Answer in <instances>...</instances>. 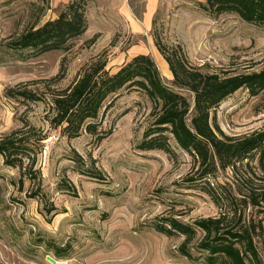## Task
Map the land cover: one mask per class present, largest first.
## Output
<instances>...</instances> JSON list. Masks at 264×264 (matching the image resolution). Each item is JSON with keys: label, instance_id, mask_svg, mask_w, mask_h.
<instances>
[{"label": "rangeland", "instance_id": "obj_1", "mask_svg": "<svg viewBox=\"0 0 264 264\" xmlns=\"http://www.w3.org/2000/svg\"><path fill=\"white\" fill-rule=\"evenodd\" d=\"M69 1L0 0V139L16 133L36 152L34 165L26 159L22 169L6 166L0 156V264H51L47 258L55 264H207L198 223L221 212L227 223L239 215L242 222L250 217L257 222L262 207L241 205L234 216L225 200L224 205L219 199V208L203 191L189 188L185 179L196 168L171 137L174 157L138 150L152 121L151 104L141 91L118 93L102 118L101 128L111 133L101 142L84 132L63 137L53 128L52 100L94 62L112 73L129 57L146 54L157 66V57L163 58L154 35L170 50L179 46L188 65L203 73L259 72L264 28L233 14L209 15L199 5L204 0H85L88 28L68 50L33 56L9 48L57 18ZM152 1L150 24H142ZM131 18L141 23L130 25ZM162 78L177 91L170 72ZM178 93L193 105L191 94ZM213 113L225 136L264 132V91L252 97L240 89ZM77 157L81 162L73 160ZM251 165L256 167V160ZM252 181L256 190L264 188V180ZM210 182L243 198L246 185L230 170ZM253 246L264 264L257 239ZM217 264L228 262L218 258Z\"/></svg>", "mask_w": 264, "mask_h": 264}, {"label": "trees", "instance_id": "obj_2", "mask_svg": "<svg viewBox=\"0 0 264 264\" xmlns=\"http://www.w3.org/2000/svg\"><path fill=\"white\" fill-rule=\"evenodd\" d=\"M199 5L209 15L233 14L247 24L264 28V0H204ZM85 6V0L69 1L57 18L19 36L9 43V48L15 52L25 50L33 56L68 50L70 42L88 28ZM154 45L168 65L172 86L177 91L167 85L148 55H136L114 73L106 70L105 63L94 62L73 85L52 100L56 113L53 128H60L61 135L67 139L78 138L84 132L94 141L101 142L111 133L101 128L102 118L118 93L141 91L151 104L152 121L142 135L138 150H157L174 157L176 154L169 143L171 137L177 147L190 156L192 166L196 168L194 176L185 179L189 188L200 189L219 208L220 200L224 205L226 202L234 216L241 205L263 209L259 210L263 217L257 222L252 217L242 222L239 215L237 220L227 223L225 212L215 220L200 221L198 226L204 233L200 249L208 255L207 264H217L218 258L228 264H260L253 242L257 239L264 253V188L256 190L252 177L264 180V132L242 139L225 136L213 111L240 89H245L252 97L264 91V70L235 76L206 74L188 65L179 46L170 50L156 35ZM181 91L193 96L192 106L183 94L178 93ZM7 95L27 97L23 92L7 91ZM16 136L12 133L0 139V156L4 164L22 169L28 159L32 167L35 150L27 140ZM77 158L73 160L81 162ZM253 160H256V167L251 165ZM228 170L238 184L246 185L241 192L243 198L237 199L230 193L226 195L218 184L215 187L210 182L216 179L218 172ZM255 170L260 176L256 177Z\"/></svg>", "mask_w": 264, "mask_h": 264}, {"label": "crops", "instance_id": "obj_3", "mask_svg": "<svg viewBox=\"0 0 264 264\" xmlns=\"http://www.w3.org/2000/svg\"><path fill=\"white\" fill-rule=\"evenodd\" d=\"M152 6H153V1L151 3H149V5H148L147 11L145 13L146 14V17L144 15L143 21L145 20L146 23H144L143 21H141L142 24H150V18H151V15H152V11L154 10V8H152ZM149 11H150V14H149ZM129 22H130V25H135V24H140L141 23L137 19L133 20L132 18L130 19ZM144 55H146V54H144ZM129 58L131 59V58H133V56L132 57H129ZM130 59H128L127 61H129ZM127 61H125V62H127ZM118 69L119 68H116L115 70L112 71V73L116 72Z\"/></svg>", "mask_w": 264, "mask_h": 264}, {"label": "bare ground", "instance_id": "obj_4", "mask_svg": "<svg viewBox=\"0 0 264 264\" xmlns=\"http://www.w3.org/2000/svg\"><path fill=\"white\" fill-rule=\"evenodd\" d=\"M157 66H159V70L163 75H169V69H168V65L165 64V62L163 60H161L160 57H157Z\"/></svg>", "mask_w": 264, "mask_h": 264}, {"label": "water", "instance_id": "obj_5", "mask_svg": "<svg viewBox=\"0 0 264 264\" xmlns=\"http://www.w3.org/2000/svg\"><path fill=\"white\" fill-rule=\"evenodd\" d=\"M47 260H48L51 264H55V263H56L55 260H52V259H50V258H47Z\"/></svg>", "mask_w": 264, "mask_h": 264}]
</instances>
